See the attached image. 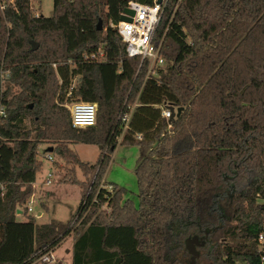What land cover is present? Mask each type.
Returning <instances> with one entry per match:
<instances>
[{
	"label": "trees",
	"instance_id": "obj_1",
	"mask_svg": "<svg viewBox=\"0 0 264 264\" xmlns=\"http://www.w3.org/2000/svg\"><path fill=\"white\" fill-rule=\"evenodd\" d=\"M33 1L0 0V264H30L67 237L71 264H258L264 0H166L153 39L164 64L148 76L111 25L128 1L154 0H52L49 18ZM74 102L95 104L94 126H71ZM162 103L183 109L168 122ZM76 144L99 147L97 161ZM118 144L139 148L137 205L101 184ZM47 154L83 190L66 223L26 210Z\"/></svg>",
	"mask_w": 264,
	"mask_h": 264
},
{
	"label": "rangeland",
	"instance_id": "obj_2",
	"mask_svg": "<svg viewBox=\"0 0 264 264\" xmlns=\"http://www.w3.org/2000/svg\"><path fill=\"white\" fill-rule=\"evenodd\" d=\"M34 14L36 16H42L49 18L53 14V1L52 0H38L33 1ZM3 90V87H1ZM44 147L40 146V150ZM71 149L77 155V157L85 163L94 164L100 154V149L93 145L76 144L72 145ZM140 155L139 148L134 145H117L110 155V162L105 170V174L101 184L105 182L117 185L126 190L123 196L124 200H131L136 205L137 201V184L134 176V167L137 159ZM43 168L40 174L37 175L34 183L35 192L30 197L29 207L31 212L28 213L35 217L37 224L49 223L51 220L66 223L71 214L76 211L83 190L77 183L70 181H63V177L66 174L65 171L52 169L51 161L46 157L42 159ZM50 175V177H49ZM75 176L78 181H85L89 183L90 178H84L80 170L75 171ZM50 180V184L46 183V180ZM37 212L41 213L40 217H37ZM26 218L25 215H17L19 221H23ZM71 240L67 238L61 242L54 251L51 262L46 264H62L60 259L63 260L66 257L64 253L65 248H70ZM194 252L201 256L205 251L195 249ZM195 264H209L204 258L198 257Z\"/></svg>",
	"mask_w": 264,
	"mask_h": 264
},
{
	"label": "built area",
	"instance_id": "obj_3",
	"mask_svg": "<svg viewBox=\"0 0 264 264\" xmlns=\"http://www.w3.org/2000/svg\"><path fill=\"white\" fill-rule=\"evenodd\" d=\"M166 0H161L160 4L153 1L151 5L142 4L134 1H128L124 9L133 11L130 15L124 11L119 14V20L115 25H111L117 34L121 37V41L125 44V54L128 58H138L139 68L143 63H147V76L156 75V68L164 64V60L160 57L159 46L153 42L157 25L160 21L163 4ZM124 16L129 20H121L120 17ZM103 56L102 53L99 54ZM95 55L91 56L93 59ZM69 112L70 123L73 128H86L92 127L96 122V106L87 102H74L65 105ZM171 105L162 103L160 108V116L164 120H169L171 112L169 110ZM174 108V107H173ZM176 108H174L175 110ZM3 114V111H0ZM126 123L129 120V115L123 119ZM125 128V127H124ZM140 139V135L135 137ZM47 160H51L50 155L45 156ZM50 177V175H49ZM50 184V180H46ZM109 189L111 187H108ZM30 202L26 205L27 213L31 212L29 207ZM259 263L264 264V227L263 230L257 235ZM53 251H49L35 259L30 264H46L51 262L53 258Z\"/></svg>",
	"mask_w": 264,
	"mask_h": 264
},
{
	"label": "water",
	"instance_id": "obj_4",
	"mask_svg": "<svg viewBox=\"0 0 264 264\" xmlns=\"http://www.w3.org/2000/svg\"><path fill=\"white\" fill-rule=\"evenodd\" d=\"M156 3L157 4H160L161 3V0H156ZM124 11L126 12V13H128V14H130V15H133V11H131V10H129V9H124ZM120 19L121 20H129L128 18H125L124 16H121L120 17ZM101 29V22L99 21L98 22V24H97V30H100ZM30 45H31V51H35V50H37V48H38V44L37 43H35V42H33V41H30ZM182 109L183 108H176L175 110H174V108L173 107H169V110H170V112H171V117H170V119L168 120V122H170L174 117H177V116H179V114H180V112L182 111ZM51 148H49L48 149V151L49 152H51ZM17 214L18 215H21V211H18L17 212Z\"/></svg>",
	"mask_w": 264,
	"mask_h": 264
},
{
	"label": "crops",
	"instance_id": "obj_5",
	"mask_svg": "<svg viewBox=\"0 0 264 264\" xmlns=\"http://www.w3.org/2000/svg\"><path fill=\"white\" fill-rule=\"evenodd\" d=\"M42 147H43V146H42ZM17 215H18V214H17ZM36 216H37V217H40V216H41V213H40V212H37ZM67 238H70V240H71V244H70V248H65V249H64V253L66 254V257H64L63 260L60 259V262H61L62 264H71V248H72L73 240H72L71 237H67ZM67 238H65L63 241H65ZM63 241H62V242H63ZM58 264H60V263H58Z\"/></svg>",
	"mask_w": 264,
	"mask_h": 264
}]
</instances>
